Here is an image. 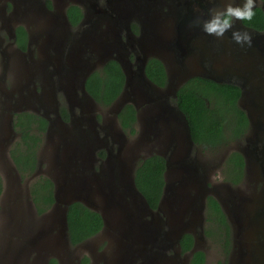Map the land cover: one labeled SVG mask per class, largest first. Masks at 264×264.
Returning a JSON list of instances; mask_svg holds the SVG:
<instances>
[{"label": "water", "instance_id": "obj_1", "mask_svg": "<svg viewBox=\"0 0 264 264\" xmlns=\"http://www.w3.org/2000/svg\"><path fill=\"white\" fill-rule=\"evenodd\" d=\"M26 1L34 5L37 18L39 60L15 81L17 96L4 95L0 175L6 186L21 184L9 155L16 137L13 115H40L48 125L37 169L26 178V195L29 183L43 175L53 183L54 203L37 218L35 232L0 245V264H49L51 259L80 264L85 254L89 264H189L196 251L203 252L209 196L231 230L226 264H264V30L236 21L235 28L253 36L251 47H241L232 41L231 32L217 39L199 27H188L193 20L208 19L210 8L229 2L240 5L243 0H51L52 9L45 0ZM71 5L82 10L75 28L66 13ZM257 7L264 12V2L256 0ZM152 58L163 65V88L146 75ZM110 61L119 65L124 84L105 118L85 84ZM7 69L8 57L0 48V82ZM193 78L240 89L237 105L250 133L227 150L238 151L244 159L241 185L211 182L213 171L197 153L188 119L176 103L178 90ZM35 79L39 91L32 88ZM58 95L69 112L68 123L60 116ZM128 104L136 111L133 138L118 123ZM95 112L101 113V123ZM100 151L105 157L98 162ZM153 155L165 161L164 186L155 210L134 180L137 164ZM75 203L99 214L102 228L72 247L67 211ZM26 209L32 212L29 206ZM186 234L193 237V247L182 254L180 241ZM102 244L105 248L98 253Z\"/></svg>", "mask_w": 264, "mask_h": 264}, {"label": "trees", "instance_id": "obj_2", "mask_svg": "<svg viewBox=\"0 0 264 264\" xmlns=\"http://www.w3.org/2000/svg\"><path fill=\"white\" fill-rule=\"evenodd\" d=\"M264 2V0H259ZM255 16L251 21L242 23L255 31L264 30V13L260 7L254 9ZM67 17L73 26L81 18V9L70 6ZM136 27L133 31L136 32ZM147 77L158 87L166 84V75L162 64L150 59L146 65ZM124 84V76L119 65L108 62L101 70L92 73L86 81V90L102 109L108 108L120 95ZM239 88L233 85L217 84L202 78H193L185 83L177 92V104L188 119L191 136L197 150L204 155H214L231 146H238L249 130L248 120L238 108ZM63 119L67 118L65 109H61ZM100 118V117H99ZM136 111L130 104L124 106L118 115V123L127 137H134L136 132ZM13 126L19 138L12 144L10 158L22 179L29 177L37 169V151L43 143V134L47 123L41 117L22 113L14 116ZM98 156L104 158L100 151ZM165 161L153 155L140 161L134 171L137 189L147 200L151 209L158 206L164 186L163 175ZM218 179L224 184L238 186L244 179V160L242 155L232 150L219 166ZM0 178V194L2 193ZM31 202L38 215L51 208L54 203L53 183L45 176H39L29 187ZM205 239L214 242L220 249L221 260L217 264H226L231 252V230L216 200L209 196L205 205ZM68 235L72 247L83 243L97 234L102 228L99 214L79 203L69 206L67 211ZM193 247V237L186 234L180 241L181 253L185 254ZM206 256L196 251L189 264H205ZM49 264H57L51 259ZM80 264H89L84 256Z\"/></svg>", "mask_w": 264, "mask_h": 264}, {"label": "flooded vegetation", "instance_id": "obj_3", "mask_svg": "<svg viewBox=\"0 0 264 264\" xmlns=\"http://www.w3.org/2000/svg\"><path fill=\"white\" fill-rule=\"evenodd\" d=\"M45 2H46V6L49 9H52V1L51 0H45ZM33 6H34L33 4L28 3L26 0H0V48L6 52L7 57H8V69H7L3 79H1L2 82H0V86L3 89L0 93V95L2 96V99L0 100V105H1L0 116H2L3 110L5 109V106H4V99H5L4 95H5V93L9 92V93H11V94L8 93L10 96L16 97L17 93H16V91H14L15 84H16L15 81L18 78L26 75L28 73L29 69H31L33 67V65L39 60V52H40L39 46H40L41 40L38 38L37 18L35 16L34 11H33ZM71 6H73V5H71ZM68 8H67V10H68ZM67 10H66V13H67ZM81 13H82V10H81ZM76 26L72 25L73 28H75ZM133 27L137 28V26L132 25L131 26L132 31H133ZM137 31H138V29H136V32L135 31H133V32L137 33ZM35 37H36V40L32 39ZM145 70H146V68H145ZM96 71H99V70H96ZM96 71H94V72H96ZM34 81L35 82L33 83L32 88H34L36 91H39V82L37 79H35ZM85 88H86V84H85ZM160 88H163V87H160ZM87 94L90 96V98L94 102L96 109L98 108L100 110H103L100 106H98V104L94 101V99L92 98V96L88 92H87ZM58 100L60 102V106H59L60 116L64 122L68 123L69 119H70V115H69V112L67 111V109L64 105V101H63L61 95H58ZM176 103H177V101H176ZM62 108L65 109V111L67 113L66 119H63V117L61 115V109ZM98 109H97V111H98ZM76 112H78V110ZM22 113H31V112H22ZM22 113H19V114H22ZM31 114H34V113H31ZM95 114H96L97 121L99 123H101L102 122V118L100 115L101 113L95 112ZM15 115H18V114L13 115V121H14ZM34 115L41 117L38 114H34ZM41 118L44 119L48 125V121L43 117H41ZM135 125H136V122H135ZM13 128H14V126H13ZM46 128H47V126H46ZM14 132L16 134L15 138L18 139L19 134H17L15 129H14ZM45 132H46V130H45ZM45 132H44V134H45ZM249 133H250V128H249L246 136ZM15 134H14V136H15ZM44 134H43V140H44ZM128 138H133V137H128ZM14 142H15V140H14ZM42 145H43V143H42ZM10 149H11V147H10ZM41 149H42V146L40 147V149H38L37 153ZM197 153H199L201 156L204 155V153L201 152L200 150H197ZM229 153H230V150H226L224 156L220 160V165L223 163V161L226 159V157L228 156ZM97 157H98V162L101 159H104V158H101L99 156H97ZM244 167H245V162H244ZM260 187H261V183H258L257 188H260ZM25 204H26V207L29 206L32 209V212L30 213L31 214L30 223L32 226V224L35 223V221L37 220V218H39L40 215H38L36 213V210H35L31 201H29L27 199ZM231 245H232V238H231Z\"/></svg>", "mask_w": 264, "mask_h": 264}, {"label": "rangeland", "instance_id": "obj_4", "mask_svg": "<svg viewBox=\"0 0 264 264\" xmlns=\"http://www.w3.org/2000/svg\"><path fill=\"white\" fill-rule=\"evenodd\" d=\"M2 96L0 95V100ZM1 107V105H0ZM102 114L105 118L107 115V109L102 110ZM137 132V131H136ZM136 135V134H135ZM134 135V136H135ZM16 141V138L14 139ZM12 140L11 143H14ZM227 148L222 151H219L217 154L214 155H202L201 161L207 165L209 168L212 169L213 174L211 176V182L219 183L218 180V169L220 166V160L224 156ZM3 167V162L0 160V172ZM45 167V165H43ZM43 176V175H40ZM2 182V193L0 194V245L5 243H16L18 241H22L30 232H35L38 229L37 221L32 224L30 223V216L29 209H26V201L27 199L31 201L30 193L29 197L27 198L26 195V187L27 179H21V184L18 185V188H12L13 184L10 186L4 185V180L1 177ZM38 178V177H36ZM35 178V179H36ZM34 179V180H35ZM8 180V178H7ZM32 180L29 183L28 190L30 189V185L34 182ZM5 186V190H4ZM12 186V187H11ZM27 198V199H26ZM16 219V220H15ZM106 244H102L96 251L101 252L105 248ZM200 247L202 248L203 252L206 255V263L205 264H216L218 261L221 260L220 249L214 244V242L204 239L202 243H200ZM97 253V254H98ZM85 256H87L85 254Z\"/></svg>", "mask_w": 264, "mask_h": 264}, {"label": "clouds", "instance_id": "obj_5", "mask_svg": "<svg viewBox=\"0 0 264 264\" xmlns=\"http://www.w3.org/2000/svg\"><path fill=\"white\" fill-rule=\"evenodd\" d=\"M256 0H243L240 5L232 2L225 4L223 8L213 7L209 9L206 20H193L189 28L199 27L205 34L217 39H223L225 34L231 32V39L241 47L252 46L253 36L246 30L235 28L236 21H251L255 16Z\"/></svg>", "mask_w": 264, "mask_h": 264}]
</instances>
